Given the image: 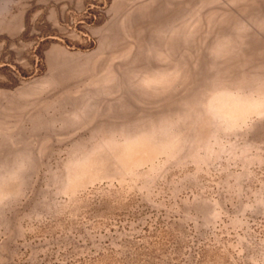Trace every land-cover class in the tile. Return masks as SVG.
<instances>
[{
    "label": "rangeland",
    "instance_id": "1",
    "mask_svg": "<svg viewBox=\"0 0 264 264\" xmlns=\"http://www.w3.org/2000/svg\"><path fill=\"white\" fill-rule=\"evenodd\" d=\"M0 264H264V0H0Z\"/></svg>",
    "mask_w": 264,
    "mask_h": 264
}]
</instances>
